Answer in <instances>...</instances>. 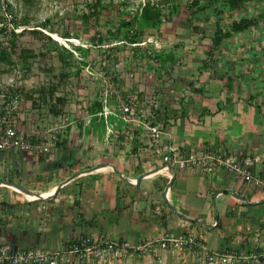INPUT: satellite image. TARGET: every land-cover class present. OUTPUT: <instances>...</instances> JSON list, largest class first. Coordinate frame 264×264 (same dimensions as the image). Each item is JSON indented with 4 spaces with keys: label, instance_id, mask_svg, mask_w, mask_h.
Masks as SVG:
<instances>
[{
    "label": "crops",
    "instance_id": "crops-1",
    "mask_svg": "<svg viewBox=\"0 0 264 264\" xmlns=\"http://www.w3.org/2000/svg\"><path fill=\"white\" fill-rule=\"evenodd\" d=\"M249 10L246 5L229 19L259 14ZM180 28L187 34L161 49L173 60L161 71L172 83L153 88L154 107L142 120L152 116L164 125L163 149L207 146L226 155H250L253 173L264 178V83L236 77L229 85L221 78L253 74L254 67L264 75V61L246 63L263 52V21L260 31L231 37L213 55L209 31H196L188 19ZM191 53L196 63L189 68ZM144 123L122 125L123 133L113 139L108 133L96 136L80 120L48 154L0 150V245L63 249L80 239L138 245L169 233L194 237L184 251L201 254L205 264V249L233 254L239 259L235 264H264V186L223 167L156 172L161 161L150 149L154 144ZM174 252L133 259L152 264Z\"/></svg>",
    "mask_w": 264,
    "mask_h": 264
},
{
    "label": "rangeland",
    "instance_id": "rangeland-1",
    "mask_svg": "<svg viewBox=\"0 0 264 264\" xmlns=\"http://www.w3.org/2000/svg\"><path fill=\"white\" fill-rule=\"evenodd\" d=\"M95 1L0 0V23L1 17L4 15L11 19L7 6L8 3H11L14 5L17 14V21L20 22L25 18L29 20L27 25L17 27L18 32L25 28L28 30L40 29L44 34H50L60 45L75 50L77 61H85V68L77 74L78 62L71 69L64 67L59 54L56 50H53L50 42L43 35H34L27 31L20 37L19 43L34 54L29 60L30 69H21L20 63V66L14 68L0 64V106L5 102L4 95L9 92V88H19L22 91L20 106L16 113L20 131L30 136L43 137L49 130H61V133H65L68 126H75L78 129V120L86 125L87 113L85 112V106L88 100L94 98L104 100V93H110L111 88L118 92L120 100L123 99L122 92L118 91L120 89H117V85H113L110 81V76L107 74L108 70L120 73L125 78L123 91L133 87L136 78L139 82L136 91L138 90L139 94L145 91L149 96L148 100L153 97V88L148 89V84H153L159 88L165 87L167 83H172L171 78L168 79V76L158 79L154 70L144 71V61H139L137 57L132 60V56H135L133 48L136 45L124 44L122 41L112 38V35L108 32L109 28L113 27L112 23L118 21L122 16V12H126L125 16H128L131 12H136L146 0H101L102 3L108 4V10H105L99 19L91 18L87 20V15L91 10L89 4ZM180 1L183 4L182 14L174 15L170 19L167 18L160 30H148L144 41L150 39V42L155 44L156 49L161 50L163 43L167 47L169 44L171 46L170 40H178V36L184 35V33L187 34V30L184 32L180 28V24L188 19V7L191 6L193 0ZM247 4L250 6L249 14L255 15L259 13L255 12V8L261 4L264 5V0H249ZM166 16H169L168 11ZM48 20H51L49 26L43 27V24ZM8 22V28L11 29L12 22ZM98 32L105 34L108 38L102 46L91 41L92 35H97ZM66 33H70L69 38ZM79 45L87 50L84 54L76 49ZM112 48L118 49L113 53ZM194 56V53H191L189 68L192 67V63H196L193 62ZM64 72H69L70 75L63 81L61 75ZM51 87H55L53 97L48 92ZM43 88L47 90L46 101L42 98ZM100 94L101 96H98ZM58 98H62L64 101L59 103ZM107 98L109 100L110 96ZM149 101L145 100V103L148 104ZM109 102L108 104L112 108L110 110V107L106 106L104 110L107 112L115 109L114 104L111 101ZM56 110H59V115H56ZM124 124L127 123H124L121 116L110 115L107 119L105 118V122L100 119L97 122L88 123L87 126L90 130L92 129V132L96 133V136L101 137L104 133H108L110 126L119 130V127ZM130 124L140 123L136 121ZM115 135H112L111 138L116 139L118 136ZM2 151L6 150L3 149ZM199 255L201 254L178 251L166 255L164 259L151 263L205 264L203 257ZM137 262L138 260H134L133 257H125L109 264H141ZM88 264L99 263L90 262Z\"/></svg>",
    "mask_w": 264,
    "mask_h": 264
},
{
    "label": "built area",
    "instance_id": "built-area-1",
    "mask_svg": "<svg viewBox=\"0 0 264 264\" xmlns=\"http://www.w3.org/2000/svg\"><path fill=\"white\" fill-rule=\"evenodd\" d=\"M148 41L150 42V39L133 45H145ZM112 83L116 85L114 82ZM152 85V88L156 87ZM109 91L110 93H104V102L105 107L109 106L111 110L112 106L108 104L109 100L107 97L114 93L118 94V92L112 88ZM153 97L151 100L149 99L150 101L148 99L140 100L137 93H131L128 96V101H125L124 97L122 100L119 99L121 104L119 112L116 111V108L109 112L104 110L103 115L106 119L110 115L121 116L127 124L136 121L144 123L142 119H148L149 113L154 107L155 101ZM145 100L149 101L148 104L145 103ZM20 101V95H17L13 97L11 102L0 108V150L29 152L31 154L50 153L52 148L56 147L57 143L62 140L59 134L63 133H61V130H49L45 136L33 140L29 134L20 131L16 117ZM85 112L87 113L86 124L91 123L94 117L86 109ZM150 117L151 120L144 124L154 144L150 149L152 153L159 155L161 161V166L156 172L164 171L173 174L175 171L187 168H202L210 171L216 167H223L257 187L264 186V178L256 176L252 171L254 159L250 155H226L223 151L207 146L198 151H183L178 147L172 146L168 149H163L161 144L164 125L156 124L153 121V117ZM122 133V130L114 129L111 126L108 129L110 137L115 134L119 137ZM165 198L169 202L168 191L165 194ZM194 244L195 239L192 236L176 237L169 233H166L161 240L148 241L138 245L115 240L91 242L86 239H80L71 242L63 249H43L5 243L0 245V264H80L90 262L109 264L125 257H133L138 260L146 256L160 257L161 252L164 250L184 251L189 247L191 248ZM205 257L209 264H235L239 260L233 254L208 249H205Z\"/></svg>",
    "mask_w": 264,
    "mask_h": 264
},
{
    "label": "trees",
    "instance_id": "trees-1",
    "mask_svg": "<svg viewBox=\"0 0 264 264\" xmlns=\"http://www.w3.org/2000/svg\"><path fill=\"white\" fill-rule=\"evenodd\" d=\"M27 1V0H25ZM249 0H193L191 6L188 7L189 16L188 19L191 24H193V28L196 31H201V33H210L212 39V51L213 55L214 51H222L223 47H225L226 42L231 37L235 35H249L253 28H256L260 31V24L263 21L264 23V8L261 9L258 15L248 18L246 16H241V18L230 20L229 17L234 14H241L243 8L248 5ZM9 12L11 14V19L7 16L1 17L0 23V64L9 66L14 68L21 64V69H30L29 60L34 56L28 49L22 46L19 43L20 37L27 31L33 33L34 35H43V37L48 40L53 48L59 54L61 61L63 62L64 67L67 69H71L76 62H78L77 74H79L83 68H85V61H77L75 57V50L67 48L63 45H60L56 40L52 38L50 34H44L40 29H24L21 32L17 31V27L19 25H27L29 20L25 18L22 21H17V14L15 13L14 5L11 3L7 4ZM108 4L102 3L101 0H96L94 3L89 4V8L91 9L87 15V20L91 18L99 19L100 15L108 10ZM183 4L180 0H146L144 3L140 5V7L136 10V12H131L128 16H125L126 12L121 13V17L118 21L113 22L112 28H109L108 32L112 35V38L117 39L118 41H122L124 44H133L142 43L144 38L147 36V31L160 30L162 25L166 21L167 18H172L174 15L182 14ZM168 11V15L166 16V12ZM228 13V15L226 14ZM8 21L12 22V28H8ZM51 20H48L43 27H48ZM8 22V23H7ZM202 22L203 27L196 25L195 23ZM207 25V26H206ZM206 26V27H205ZM261 33V32H260ZM68 38L70 33H66ZM146 35V36H145ZM3 39V40H2ZM96 45L102 46L107 41V36L98 32L97 35H92L91 38ZM259 40V39H257ZM260 46L263 43L259 44ZM262 53H255L253 58L250 61L247 60V64L254 63V65L261 66L262 61H264V47H261ZM76 49L84 54L87 50L82 46H77ZM113 53L118 48H112ZM115 49V50H114ZM134 49V55L132 56V60H135L136 57L139 61H144L145 70L144 71H156L157 78L163 79L166 78L162 70L166 68V65L171 63L173 60L171 55H166L164 51L158 50L155 47V44L151 42H147L145 45H137ZM116 54V53H115ZM221 58H216L215 60H220ZM133 63V62H132ZM131 63V65H132ZM20 66V65H19ZM257 68H252L253 74H242L240 72L239 75H221V78L225 77L228 79L229 85L232 84L236 77H242L245 81L249 79L254 83L263 84L264 75L255 74ZM108 76L111 77V81L117 85V89L122 92L125 101H128V96L131 93H137L140 100H144L143 94H139L138 90V80L134 79V86L127 91H123L124 80L125 78L117 72L107 71ZM69 72H64L61 75L62 80H66L69 77ZM263 81V82H262ZM153 86V85H152ZM154 87V86H153ZM49 94L53 97L55 93V87H51L48 89ZM47 90L43 88L42 98L46 101ZM103 95V92L101 93ZM98 95V96H101ZM20 95L22 97V91L19 88H9V92L5 93V102L1 104L0 108L8 104L12 101L13 97ZM64 100L62 98H58V102L62 103ZM109 101H111L116 111L119 112L120 100L118 98V94L114 93L110 96ZM110 103V102H109ZM105 108L104 100H98V98H94L92 100L87 101V105L85 109L94 117L92 122L96 120H103L105 122V117L103 115ZM18 112V111H17ZM59 110H56V115H59ZM99 118V119H98ZM69 128V127H68ZM68 130V129H67ZM66 130V131H67ZM65 131V132H66ZM62 137V134H59ZM33 140H36L37 136H31ZM14 245H17L14 243ZM155 258V257H154ZM9 264V263H6Z\"/></svg>",
    "mask_w": 264,
    "mask_h": 264
},
{
    "label": "water",
    "instance_id": "water-1",
    "mask_svg": "<svg viewBox=\"0 0 264 264\" xmlns=\"http://www.w3.org/2000/svg\"><path fill=\"white\" fill-rule=\"evenodd\" d=\"M116 172H118L117 170H115ZM145 175H147V174H142L140 177H139V179H138V182H140L141 180H142V178L145 176ZM12 185H15L16 187H18V188H20V189H22V187L21 186H19V185H16V184H12ZM264 202V201H263Z\"/></svg>",
    "mask_w": 264,
    "mask_h": 264
}]
</instances>
